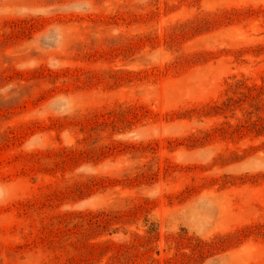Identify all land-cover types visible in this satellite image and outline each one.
I'll list each match as a JSON object with an SVG mask.
<instances>
[{
    "label": "rangeland",
    "instance_id": "374dc122",
    "mask_svg": "<svg viewBox=\"0 0 264 264\" xmlns=\"http://www.w3.org/2000/svg\"><path fill=\"white\" fill-rule=\"evenodd\" d=\"M0 264H264V0H0Z\"/></svg>",
    "mask_w": 264,
    "mask_h": 264
}]
</instances>
